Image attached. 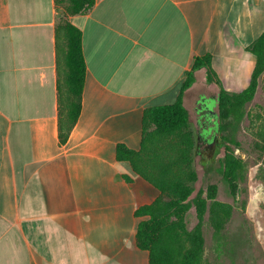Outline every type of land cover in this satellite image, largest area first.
<instances>
[{"label": "crops", "instance_id": "obj_1", "mask_svg": "<svg viewBox=\"0 0 264 264\" xmlns=\"http://www.w3.org/2000/svg\"><path fill=\"white\" fill-rule=\"evenodd\" d=\"M60 14L0 0V264H149L136 212L160 190L119 147L141 150L144 111L177 100L196 56L214 66L263 33L264 0H96L70 16L85 73L65 141L61 85L80 80Z\"/></svg>", "mask_w": 264, "mask_h": 264}, {"label": "rangeland", "instance_id": "obj_2", "mask_svg": "<svg viewBox=\"0 0 264 264\" xmlns=\"http://www.w3.org/2000/svg\"><path fill=\"white\" fill-rule=\"evenodd\" d=\"M95 2L78 0L73 6L72 0H58L62 14L60 27L65 29L63 19L69 21L74 15L70 13L73 7L86 13ZM250 45L231 44L229 56L214 62L222 83L230 92L245 89L251 81L255 61L251 59L254 55L249 51ZM200 71L186 100L194 132L191 146L184 132L153 133L145 145L147 159H143V164H149L147 160L151 158L158 161V167H150L153 172L167 169L168 178H180L191 186L190 205L178 207L157 233L153 230L157 224L154 215L174 209V194H163L160 203L153 202L139 209L140 223L146 222L148 226L139 242L149 247L157 235V264L161 261L170 264H264V72L253 99L244 106L242 117L233 119L228 129L221 131L220 88L208 80L206 70ZM66 82L61 85L60 107L64 129L77 110L80 86V83ZM209 127L218 139L212 159L201 153L206 135L204 128ZM229 150L233 152L234 164L231 182L226 181L222 173ZM193 175L196 180H191Z\"/></svg>", "mask_w": 264, "mask_h": 264}, {"label": "trees", "instance_id": "obj_3", "mask_svg": "<svg viewBox=\"0 0 264 264\" xmlns=\"http://www.w3.org/2000/svg\"><path fill=\"white\" fill-rule=\"evenodd\" d=\"M58 2V0H57ZM78 3V0H72L73 6ZM95 3L91 6L89 11L93 8ZM88 11V12H89ZM86 12V13H88ZM71 14H86L76 7L72 8L70 11ZM66 23L70 25V27L75 29L77 34L74 39L76 40V46L78 48L76 55L73 57V60L76 64V76H79L80 86L78 94V106L75 114L70 116V125L67 128H63L60 123V136L63 141L67 139L68 133L73 128L74 124L77 121V118L80 114L81 109V98H82V85H83V75L85 73V65L83 61V56L81 53V31L76 29L68 20H64ZM73 35V33H72ZM78 42V43H77ZM249 51L254 55L255 58V66L252 72L251 81L249 85L239 91V92H230L228 91L223 83L221 78L219 77L217 71L213 66V56L210 53L199 55L195 57L193 67L191 71L188 73L185 81L182 84L181 92L177 98V100L172 104L160 105L149 107L144 111L143 115V146L139 151H133L127 149L125 147H119V157L123 159H128L133 164V167L136 172L142 175L144 178L153 183L159 190L160 195L154 201L155 203L161 202V197L163 194L173 193L175 196V204L174 209L170 211H163L162 213H155V218L157 224L154 227V233L162 227L164 222L168 221L171 216L176 212L177 208H188L190 203L188 201L189 196L192 194L193 189L188 184L184 183L180 178L178 179H170L168 178L167 169L161 170L159 172H153L150 167L156 166L158 167V161L156 159H148L147 162L149 164H143V159H147V150L145 148L146 142L149 137L155 134H178L180 132H184L185 136L189 139L188 145L191 146L192 138H193V130L191 128L189 112L184 104V92L188 89L195 80L194 72L202 67L206 68L207 77L210 82L216 83L220 90L218 94V106H219V118L220 125L219 129L221 131H226L228 129L231 121L233 119H240L243 115L244 106L247 102L253 99L258 85L259 78L264 72V31L263 33L253 42L249 47ZM79 74V75H78ZM76 93V92H74ZM70 115V114H69ZM60 118H61V108H60ZM152 162V164H150ZM144 166V167H143ZM150 169V170H149ZM233 152L229 150L227 152L226 158L223 162L222 173L226 181L231 182L233 176ZM194 174V173H193ZM191 180H196L194 175ZM204 202V199H202ZM205 203V202H204ZM204 203L200 205V208L203 207ZM221 204V203H217ZM143 208V207H142ZM199 208V210H200ZM141 209V208H140ZM139 211V210H138ZM136 214L139 216V212ZM201 212V210H200ZM147 223H139L138 232H137V242L139 247L143 249H147L150 254V262L149 264H157L158 258V240L157 235L152 238L155 242L151 244L149 247L141 246L140 240L142 241L144 237V228H147ZM161 264H170L168 261H161Z\"/></svg>", "mask_w": 264, "mask_h": 264}, {"label": "flooded vegetation", "instance_id": "obj_4", "mask_svg": "<svg viewBox=\"0 0 264 264\" xmlns=\"http://www.w3.org/2000/svg\"><path fill=\"white\" fill-rule=\"evenodd\" d=\"M211 111V110H209ZM206 131V135H204V149L201 150L202 155L205 158L212 159L215 157V150L218 146V139L216 135L213 133V128H204V132Z\"/></svg>", "mask_w": 264, "mask_h": 264}]
</instances>
